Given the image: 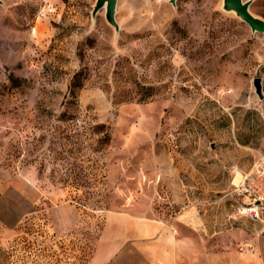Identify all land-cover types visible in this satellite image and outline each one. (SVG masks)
Instances as JSON below:
<instances>
[{
  "label": "rangeland",
  "instance_id": "1",
  "mask_svg": "<svg viewBox=\"0 0 264 264\" xmlns=\"http://www.w3.org/2000/svg\"><path fill=\"white\" fill-rule=\"evenodd\" d=\"M2 1L0 264H89L113 212L172 220L184 197L234 215L264 33L222 0H117L118 32L95 0ZM112 260L151 264L135 241Z\"/></svg>",
  "mask_w": 264,
  "mask_h": 264
},
{
  "label": "crops",
  "instance_id": "2",
  "mask_svg": "<svg viewBox=\"0 0 264 264\" xmlns=\"http://www.w3.org/2000/svg\"><path fill=\"white\" fill-rule=\"evenodd\" d=\"M185 199L184 207L172 220L113 212L89 264H113L125 241L137 242L151 264H264L261 222L228 211L219 218L210 214L204 217L195 201Z\"/></svg>",
  "mask_w": 264,
  "mask_h": 264
},
{
  "label": "built area",
  "instance_id": "3",
  "mask_svg": "<svg viewBox=\"0 0 264 264\" xmlns=\"http://www.w3.org/2000/svg\"><path fill=\"white\" fill-rule=\"evenodd\" d=\"M234 216H246L264 227V153L234 186Z\"/></svg>",
  "mask_w": 264,
  "mask_h": 264
},
{
  "label": "water",
  "instance_id": "4",
  "mask_svg": "<svg viewBox=\"0 0 264 264\" xmlns=\"http://www.w3.org/2000/svg\"><path fill=\"white\" fill-rule=\"evenodd\" d=\"M172 5H175L176 0H168ZM3 3L0 0V4ZM252 0H222L221 7L226 12H231L239 17L250 27L252 32L264 33V18L254 14L250 10V5ZM116 5L117 0H95L93 8L91 10V17L94 19L96 13L100 9H104L105 19L108 24H110L116 32L119 30V24L116 21ZM253 86L255 92L260 99H263L262 91V79L260 77H255L253 79Z\"/></svg>",
  "mask_w": 264,
  "mask_h": 264
}]
</instances>
